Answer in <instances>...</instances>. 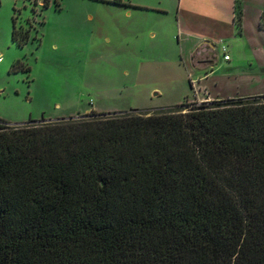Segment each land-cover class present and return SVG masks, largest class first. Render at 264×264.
<instances>
[{
  "label": "trees",
  "instance_id": "obj_1",
  "mask_svg": "<svg viewBox=\"0 0 264 264\" xmlns=\"http://www.w3.org/2000/svg\"><path fill=\"white\" fill-rule=\"evenodd\" d=\"M0 264H264V95L0 120Z\"/></svg>",
  "mask_w": 264,
  "mask_h": 264
},
{
  "label": "rangeland",
  "instance_id": "obj_2",
  "mask_svg": "<svg viewBox=\"0 0 264 264\" xmlns=\"http://www.w3.org/2000/svg\"><path fill=\"white\" fill-rule=\"evenodd\" d=\"M112 3L0 0V120L17 125L244 98L191 97L193 90L224 96L247 87L231 80L213 88L188 75L176 40L177 0ZM13 29L27 36L24 43L12 39ZM222 47L212 53L217 76L228 73L225 54L235 62Z\"/></svg>",
  "mask_w": 264,
  "mask_h": 264
},
{
  "label": "crops",
  "instance_id": "obj_3",
  "mask_svg": "<svg viewBox=\"0 0 264 264\" xmlns=\"http://www.w3.org/2000/svg\"><path fill=\"white\" fill-rule=\"evenodd\" d=\"M237 7L241 13L238 24ZM176 11V40L186 66L190 65L188 75L195 77L197 84L212 82L213 88L219 82L228 86L231 80L247 87H238L239 93L227 90L224 96L212 94V89L193 90L191 97L201 102L200 97H208V101L212 97L264 95V0H177ZM222 46L235 62L224 53L228 73L217 76L212 53Z\"/></svg>",
  "mask_w": 264,
  "mask_h": 264
},
{
  "label": "water",
  "instance_id": "obj_4",
  "mask_svg": "<svg viewBox=\"0 0 264 264\" xmlns=\"http://www.w3.org/2000/svg\"><path fill=\"white\" fill-rule=\"evenodd\" d=\"M79 118H81V117H73V118L71 117V118L60 119V120H70V119H79ZM43 122H52V121H43ZM26 124H28V123H26Z\"/></svg>",
  "mask_w": 264,
  "mask_h": 264
},
{
  "label": "built area",
  "instance_id": "obj_5",
  "mask_svg": "<svg viewBox=\"0 0 264 264\" xmlns=\"http://www.w3.org/2000/svg\"><path fill=\"white\" fill-rule=\"evenodd\" d=\"M222 51H223V53L226 51V48L225 47H222ZM223 59H228V56H224V58Z\"/></svg>",
  "mask_w": 264,
  "mask_h": 264
}]
</instances>
